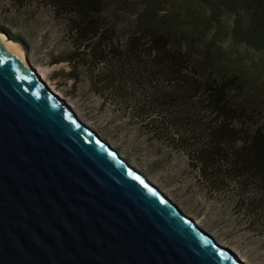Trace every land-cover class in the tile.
<instances>
[{
  "label": "water",
  "instance_id": "obj_1",
  "mask_svg": "<svg viewBox=\"0 0 264 264\" xmlns=\"http://www.w3.org/2000/svg\"><path fill=\"white\" fill-rule=\"evenodd\" d=\"M0 264H245L0 38Z\"/></svg>",
  "mask_w": 264,
  "mask_h": 264
},
{
  "label": "rangeland",
  "instance_id": "obj_2",
  "mask_svg": "<svg viewBox=\"0 0 264 264\" xmlns=\"http://www.w3.org/2000/svg\"><path fill=\"white\" fill-rule=\"evenodd\" d=\"M145 15L159 21L161 32L194 36L211 49L216 76H237L243 84L241 93H231L234 102L254 110L256 121L244 129H264V0H106L97 18L116 26L123 42L134 31L133 21ZM67 19L48 0H0V34L23 50L27 64L79 119L219 244L245 264H264V206L249 204L221 178L202 179L187 151L198 140L179 145L174 126H147L140 115L141 91L93 83L95 63L84 68V58L72 55L76 47ZM180 130L190 134L185 124Z\"/></svg>",
  "mask_w": 264,
  "mask_h": 264
},
{
  "label": "trees",
  "instance_id": "obj_3",
  "mask_svg": "<svg viewBox=\"0 0 264 264\" xmlns=\"http://www.w3.org/2000/svg\"><path fill=\"white\" fill-rule=\"evenodd\" d=\"M48 1L68 17L74 58H84V68L95 63L93 83L141 91L140 115L147 126H174L179 145L198 140L187 151L202 179L221 178L249 204L264 206V129H244L256 121L254 110L234 102L231 93H241L243 84L237 76H216L211 49L194 36L161 32L159 21L147 15L133 21L134 31L121 42L118 28L97 18L106 0ZM182 124L189 135L181 132Z\"/></svg>",
  "mask_w": 264,
  "mask_h": 264
},
{
  "label": "bare ground",
  "instance_id": "obj_4",
  "mask_svg": "<svg viewBox=\"0 0 264 264\" xmlns=\"http://www.w3.org/2000/svg\"><path fill=\"white\" fill-rule=\"evenodd\" d=\"M0 38L3 39L8 45H10L14 50H16L22 57H24L25 62H26V58H25V54L23 52V50L21 48H19L14 42L8 40L4 35L0 34ZM27 65V62H26ZM43 79L46 80V78L44 77V74H42ZM50 81V80H49ZM47 82V81H46ZM48 83V82H47ZM49 86H51V89L55 92V94L59 95L58 90L56 91V89H54V87L51 85V83H49ZM56 88V87H55ZM196 224H200L201 223L199 221L196 222ZM245 261V260H244Z\"/></svg>",
  "mask_w": 264,
  "mask_h": 264
}]
</instances>
